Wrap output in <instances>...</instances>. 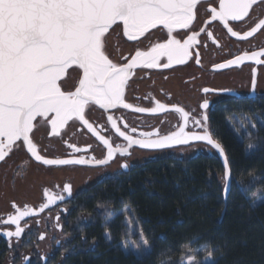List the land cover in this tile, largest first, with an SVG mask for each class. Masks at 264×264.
Returning <instances> with one entry per match:
<instances>
[{
    "label": "snow or ice",
    "instance_id": "obj_1",
    "mask_svg": "<svg viewBox=\"0 0 264 264\" xmlns=\"http://www.w3.org/2000/svg\"><path fill=\"white\" fill-rule=\"evenodd\" d=\"M264 2V0H260ZM201 3L211 4V0H0V161L13 151L18 141L31 154V157L45 166H77V165H107L114 157L129 155L132 146L141 149L163 151L175 146L191 147L194 142H204L209 151L215 150L223 157V191L225 198L232 191L229 161L221 143L213 138L206 113L200 119L190 117V113L182 107H174L183 121L176 131L158 136L157 133H141V138H133L118 127L117 120L107 116L111 129L126 141L125 145L113 146L109 139L101 134V130L94 128L86 119V111L92 106H99L106 112L112 109H132L137 113H159L167 111V106L156 102L155 107L146 109L135 107L125 100V89L133 70L169 69L174 64H185L192 58V49L199 43V32L191 31L186 38L178 39V30H191L196 20V10ZM258 0H218L217 6H209L207 11L212 21H219L231 37L238 40H248L259 30L264 29V19H259L249 31L241 35L229 26V22L242 21L249 16L250 9ZM113 26H122L123 35L128 40H137L151 29L166 30L167 39L152 45L148 50H137L130 60L124 64L114 63L106 54L105 36ZM209 37L212 36L208 32ZM199 64V53L196 54ZM264 49L245 51L242 55L215 65L217 70L228 69L233 65L239 66L245 61H253L257 65L264 64ZM162 61H164L162 63ZM76 66L82 73L78 86L74 91L66 92L61 88L60 81L67 69ZM253 79L250 95L253 99L256 93V71L253 69ZM205 93L211 91L203 89ZM264 99V97H260ZM201 109L207 110L209 102L204 100ZM235 119V118H233ZM195 128H202L201 132L186 131L189 123ZM70 121H78L96 137L106 148V156L96 159L95 156L86 158L81 155L73 158H45L37 150L33 142L32 133L37 124L50 127L51 135L59 137L61 131ZM35 122V123H34ZM230 123V122H229ZM264 126V121H259ZM127 127V125H125ZM254 127V125H249ZM132 132H136L133 128ZM158 136V138H152ZM73 153H80L81 148L75 144H68ZM195 151V149H194ZM264 151V145L249 146L246 157L252 158L256 152ZM124 169L130 167L125 163ZM18 175L20 173H17ZM257 183L264 182V175L255 178ZM254 184L238 185L237 191L247 195ZM63 192L72 195L71 186L64 185ZM46 202L36 211L25 205L23 209L16 206L15 214L3 219L2 226H14V230L3 231V236L9 241L12 238L20 240L27 225L21 221L26 217L36 216L58 200L63 201L64 195L44 190ZM203 199L208 198L202 193ZM109 201H98L95 213L103 220L101 227L110 229L117 219L128 212L123 208L119 211L110 208ZM256 205L255 200L250 206ZM257 207L264 206L261 200ZM59 220V217H57ZM94 222L93 217L86 218V223ZM128 229V222H124ZM127 236V231L125 232ZM142 246L127 242L117 246L126 258H134L135 264H143L152 253L149 240L140 232ZM45 237L39 236L40 240ZM105 243H113L110 231L104 233ZM96 246L95 241L92 247ZM216 250H219L217 248ZM186 259L187 264H200L198 251L190 249L186 256L181 257V264ZM213 252H209L204 260H212L218 264Z\"/></svg>",
    "mask_w": 264,
    "mask_h": 264
},
{
    "label": "flooded vegetation",
    "instance_id": "obj_2",
    "mask_svg": "<svg viewBox=\"0 0 264 264\" xmlns=\"http://www.w3.org/2000/svg\"><path fill=\"white\" fill-rule=\"evenodd\" d=\"M217 3L218 0H213L211 4L201 3L198 5L196 20L191 30L176 34L178 39H183L190 35L191 31L199 32L201 28L205 29L198 36L199 43L191 50L193 55L189 59V63L169 70H137L127 85L125 100L132 104L133 108L151 109L155 107L156 102H160L167 106V111L159 113L149 111L146 115H141L122 108L107 113L94 106L88 108L86 119L93 124L94 128L101 130V134L109 139L113 146L117 144L126 146V141L111 129L107 122L108 115H112L117 120L118 127L127 134H131L133 138H141V133H157L158 136H163L176 131L178 126L183 123L179 114L174 111V107L184 108L190 113V117L196 119H200L201 115L206 113L210 122L211 113L219 106L253 104L264 100L260 99V97H264V64L257 65L253 61H245L239 66L233 65L228 69L217 70L215 68L216 64L234 59L245 51L250 54L253 51L264 49V29L259 30L248 40H238L231 37L219 21H211V14L207 8L217 6ZM259 19H264V2L255 5L244 20L240 22L230 21L229 26L243 35ZM208 32L212 33L211 37L207 35ZM166 39V32L157 29L148 33L141 40L129 43L122 38L120 27H115L106 39V49L110 59L124 64L135 51L148 50L152 45L164 42ZM197 53H199V64L196 63ZM261 59L264 60V57ZM253 69L256 71V93L259 94L255 99L250 95ZM77 77L76 72L72 73L70 78L61 85L63 91H72ZM205 88L211 91L205 93L203 91ZM204 100L209 102L207 110L200 108ZM133 128L136 129V132H132ZM186 131L202 132V128H195L190 120ZM158 136L152 138H158ZM32 139L37 145L38 152L50 159L73 158L81 155L86 158L95 156L96 159H102L107 152L96 137L88 133L79 124H69L66 129L61 131L59 137H49L47 125L37 124L32 133ZM68 144H75L82 151L73 153L72 149L67 147ZM17 148L21 149V145H16L11 157L0 165V172L6 166L11 165L10 160L16 157ZM206 148L196 144L191 147H176L163 151H145L132 146L129 149V155L120 156L117 154L107 165L61 167H46L40 163L36 164L21 149L25 154V161L32 164L37 170V183L33 184L34 187L31 185L28 190L19 193L18 198L13 200L3 198L4 193L1 190L0 222L6 219L8 215L15 214V209L12 207L13 203L21 209L27 205L38 211L40 205L46 202L45 189L51 193L62 194L65 199L63 201L58 200L43 212H39L38 215L26 217L21 221V225H27V227L19 241L14 237L9 241L2 234L3 231L14 230V226H2L0 224V264H14L20 256V264H28L30 255L25 250H21L25 246H31L30 248L34 253L39 254L41 258L56 254L66 255L74 251L75 248H80L75 240L81 237L82 242H84L85 235L75 233L80 224H74L78 219L73 214L74 205L81 193L84 194L88 191L89 186L106 179L116 180L120 175H125L137 167L139 162L145 158H151L154 154L176 155L185 153L184 151L188 149H198L196 152L201 153ZM125 163L130 165L128 169L122 167ZM10 171L12 172V169ZM25 176L26 174L24 178ZM65 184L71 186V196L63 192ZM82 219V225H85L86 218L83 216ZM41 234L45 237L43 240L39 239Z\"/></svg>",
    "mask_w": 264,
    "mask_h": 264
},
{
    "label": "trees",
    "instance_id": "obj_3",
    "mask_svg": "<svg viewBox=\"0 0 264 264\" xmlns=\"http://www.w3.org/2000/svg\"><path fill=\"white\" fill-rule=\"evenodd\" d=\"M233 116L247 117L254 128L248 126L244 133L232 124ZM259 121H264V100L219 106L210 115L213 138L224 148L231 179L236 182L227 198L223 195V167L208 148L201 153L154 154L116 180L89 186L77 198L74 224L80 226L75 233L85 235L84 242L81 237L75 240L79 251L75 248L66 255L41 258L31 246H25L21 250L30 255L28 264H135L117 246L128 239L141 246V230L152 247L143 264H180L190 247L198 251L200 264L209 252L219 258L218 264H264V206H256L264 200V182L255 179L264 175V151L246 157L250 145H264V126ZM249 184L255 187L247 195L236 190L238 185ZM202 193L208 194L206 200ZM251 200L256 205L250 206ZM98 201H109L108 206L117 211H129L105 229L95 213ZM83 216L93 217L94 222L82 225ZM105 231L113 236L111 246L105 243ZM20 258L14 264H20Z\"/></svg>",
    "mask_w": 264,
    "mask_h": 264
},
{
    "label": "rangeland",
    "instance_id": "obj_4",
    "mask_svg": "<svg viewBox=\"0 0 264 264\" xmlns=\"http://www.w3.org/2000/svg\"><path fill=\"white\" fill-rule=\"evenodd\" d=\"M232 124L237 125L244 133H247V128L249 125H253V123L247 117L241 118L237 116L232 117ZM251 128L253 129L254 127ZM19 150L20 149H16V151L18 152L16 157H14L13 159L11 158V165L6 166L5 168H3V171L0 172V192L1 190H3V198H5L6 200L17 199L20 195L19 193H23L25 190H28L31 185L37 183V170L32 166V164H29L25 161V154L22 150ZM196 151H198V149H196L195 151L193 149H188L184 152L195 153ZM11 169L12 172L10 171ZM17 173L20 174L18 175ZM25 174L26 176L24 178ZM126 242L134 245L130 241V239H128ZM140 245L142 246V242L140 243ZM190 249L193 248L190 247L189 249H187V251ZM183 264H187L186 259L184 260ZM203 264H209V261L204 260Z\"/></svg>",
    "mask_w": 264,
    "mask_h": 264
},
{
    "label": "water",
    "instance_id": "obj_5",
    "mask_svg": "<svg viewBox=\"0 0 264 264\" xmlns=\"http://www.w3.org/2000/svg\"><path fill=\"white\" fill-rule=\"evenodd\" d=\"M211 1H213V0H211ZM259 3H261L260 2V0H258V3L256 4V5H258ZM217 5H218V3H217ZM255 6V5H254ZM253 6V7H254ZM252 9H250V11H251ZM250 13V12H249ZM212 21V20H211ZM231 22H233V21H231ZM237 22H240V21H237ZM220 23V22H219ZM221 24V23H220ZM116 26H113V28L112 29H110L109 30V32L106 34V36H105V45H106V39H107V37L111 34V31L115 28ZM120 29H121V36H122V38L126 41V42H129V43H134V42H137V41H139V40H141L143 37H145L148 33H150V32H152V31H154V30H157V29H160V30H162L161 28H156V29H151V30H149V32H147V33H145L143 36H141V37H139L137 40H128L127 39V37L126 36H124L123 35V31H122V26H120ZM227 30V29H226ZM165 32H166V30H164ZM183 31H186V30H178V32H183ZM177 32V33H178ZM230 35V34H229ZM231 36V35H230ZM235 38V37H234ZM106 54L108 55V53H107V49H106ZM135 54V53H134ZM133 54V55H134ZM132 55V56H133ZM131 58V57H130ZM110 59V58H109ZM112 60V59H111ZM130 60V59H129ZM128 60V61H129ZM113 61V60H112ZM128 61H126V63L128 62ZM114 63H117V62H115V61H113ZM164 61H162V63H163ZM187 63H189V60L185 63V64H182V65H173L171 68H169V69H172V68H175V67H180V66H184V65H186ZM118 65L120 64V63H117ZM169 69H164V68H158V69H143V68H137V69H135V70H133V74L130 76V78H129V81L132 79V77L134 76V74H135V72L137 71V70H156V71H159V70H169ZM72 72H76L77 74H78V77H77V80H76V82H75V84H74V86H73V88H72V91H74L75 90V88L78 86V81H79V78H80V76H81V72H80V70L78 69V68H76V66H72V67H70L69 69H67L66 70V72H65V75L62 77V79H61V81H60V84L62 85L63 83H64V81H67L69 78H70V75H71V73ZM129 81H128V83H129ZM128 85V84H127ZM127 85H126V88H127ZM62 88V87H61ZM63 90V89H62ZM125 92H126V89H125ZM92 106H94V107H96L98 110H101V111H103L104 113H107V112H109V111H113L114 109H112V110H109V111H105V110H103V109H100L99 108V106H96V105H92ZM91 107V106H90ZM123 109V108H122ZM88 110V109H87ZM124 110H129V111H132V112H135L134 110H132V109H124ZM138 114H141V115H143V114H147V112H145V113H138ZM86 116H87V111H86ZM35 123V122H34ZM79 124V125H81L78 121H70L69 122V124ZM68 124V125H69ZM67 125V126H68ZM66 126V127H67ZM48 127V131H49V137L50 136H52L51 135V132H50V127L49 126H47ZM83 128L88 132V133H90L88 130H87V128L86 127H84L83 126ZM34 129H35V127H34ZM66 129V128H65ZM64 130V129H63ZM62 130V131H63ZM34 131V130H33ZM202 133V132H201ZM32 135V134H31ZM92 135V134H91ZM34 142V141H33ZM18 144H20L21 145V149L25 152V154L34 162V163H40V162H38V161H35V159L33 158V157H31V154L30 153H28L27 152V150H26V146H23V143H22V141H18L17 142V145ZM196 144H200V145H203V146H205L206 147V144L204 143V142H194L192 145H196ZM137 148H139L138 146H136ZM176 147H186V146H182V145H180V146H175L174 148H176ZM14 149H15V146H14V148H13V151H14ZM18 149V148H17ZM20 149V150H21ZM139 149H141V148H139ZM169 149H171V148H169ZM19 150V151H20ZM142 150H145V151H153V150H147V149H142ZM165 150H167V149H165ZM13 151L11 152V153H9V155L5 158V160L4 161H0V165L3 163V162H5L8 158H10L11 157V155H12V153H13ZM212 152H214L216 155H217V157H218V159L220 160V162H221V165H222V167H223V157H221L219 154H218V152L217 151H215V150H212ZM40 164H42V163H40ZM43 165V164H42ZM45 166V165H44ZM99 166H102V165H99ZM46 167H61V166H46ZM223 170H224V172H225V169L223 168ZM230 176H231V174H230ZM223 195H224V197H225V194H224V191H223Z\"/></svg>",
    "mask_w": 264,
    "mask_h": 264
}]
</instances>
